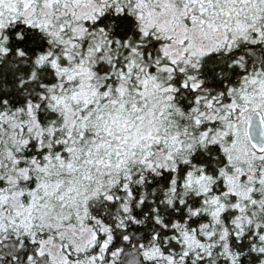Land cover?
<instances>
[{
	"label": "snow or ice",
	"instance_id": "6c2138e0",
	"mask_svg": "<svg viewBox=\"0 0 264 264\" xmlns=\"http://www.w3.org/2000/svg\"><path fill=\"white\" fill-rule=\"evenodd\" d=\"M0 264H264V0H0Z\"/></svg>",
	"mask_w": 264,
	"mask_h": 264
}]
</instances>
